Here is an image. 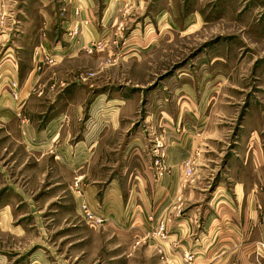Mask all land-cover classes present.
Segmentation results:
<instances>
[{"label":"rangeland","instance_id":"rangeland-1","mask_svg":"<svg viewBox=\"0 0 264 264\" xmlns=\"http://www.w3.org/2000/svg\"><path fill=\"white\" fill-rule=\"evenodd\" d=\"M93 3L99 14L113 4L114 19L99 18L96 37H86L84 45L79 33L89 22H72L68 35L82 48L65 58L68 69L51 90L61 95L76 84L85 92L86 117L76 126L75 140L83 132L94 135L96 150L99 132L117 121L113 143L143 144L144 156L153 162L154 145L166 147L170 131L183 130L194 144V128L202 119L204 128L213 122L223 130L213 133L226 151L213 153L229 157L244 115L264 111V0ZM12 146L17 149L0 145L1 264H200L192 248L166 262L158 247L137 246L133 232L104 230L87 221L81 207L91 161L67 168L53 159V149L41 156L20 142ZM184 164L193 175L194 153ZM186 253L194 258L187 260ZM252 254L248 264H264V248L255 246Z\"/></svg>","mask_w":264,"mask_h":264},{"label":"crops","instance_id":"crops-1","mask_svg":"<svg viewBox=\"0 0 264 264\" xmlns=\"http://www.w3.org/2000/svg\"><path fill=\"white\" fill-rule=\"evenodd\" d=\"M10 3L0 0L3 149H17L13 142L41 156L53 149V159L67 168H80L91 161L86 168L84 196L90 210L104 220L98 227L133 232L137 246L158 247L163 261H177L192 248L200 264H248L255 246L264 241V111L244 115L232 154L226 159L213 153L226 151L227 146L214 138L213 122L204 128L201 119L194 128V144L192 138L186 141L183 130L170 131L167 171L156 179L152 160L144 156L147 146L113 143L117 121L114 127L109 125L99 132L96 150L94 135L83 132L75 140L80 131L76 126L86 117V96L79 86L75 84L61 95L51 93L57 76L68 69L63 64L65 58L82 48L68 35L72 22H89L88 30L85 25L79 33L84 45L86 37H96L94 24L99 18L103 22L114 19V5L109 4L99 14L93 0ZM38 51L52 56L55 64L38 62ZM37 64L43 65L41 69ZM12 82L17 83L19 100L12 96ZM193 153L194 174L188 175L184 162ZM216 176L219 179L210 188ZM164 219H168V237L161 241L152 230ZM117 245L122 246L121 242Z\"/></svg>","mask_w":264,"mask_h":264},{"label":"built area","instance_id":"built-area-1","mask_svg":"<svg viewBox=\"0 0 264 264\" xmlns=\"http://www.w3.org/2000/svg\"><path fill=\"white\" fill-rule=\"evenodd\" d=\"M78 30V29H77ZM76 32V30H75ZM40 60L45 62L46 64H55V59L48 55L44 54L42 51H38L36 53ZM11 93L12 96L15 100H19V94L15 90L17 88V83L12 82L11 84ZM153 155H154V160H153V169H154V175L156 179H159L161 176L164 175V173L167 171V164H166V147L163 145L161 142H157V144L154 145L153 148ZM191 173V167H187V174ZM82 214L86 218L87 221L91 222L92 224L94 223H101L104 220L100 218L99 216L95 215L90 208L87 206L86 203L82 204L81 207ZM167 222L168 219L160 220L157 222L156 226L153 228L152 234L159 238L161 241L167 240L168 237V231H167ZM264 248V241L259 242V244L256 245V249ZM197 253L195 254V257H197ZM185 258L187 260H192L194 258V255H189L185 254Z\"/></svg>","mask_w":264,"mask_h":264}]
</instances>
